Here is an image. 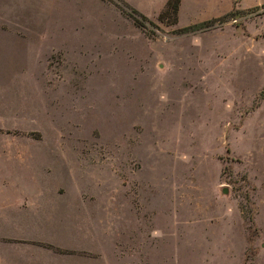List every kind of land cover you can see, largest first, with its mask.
Wrapping results in <instances>:
<instances>
[{
	"label": "rangeland",
	"instance_id": "rangeland-1",
	"mask_svg": "<svg viewBox=\"0 0 264 264\" xmlns=\"http://www.w3.org/2000/svg\"><path fill=\"white\" fill-rule=\"evenodd\" d=\"M7 2L1 34L32 43H0V178L49 197V263L264 264V0L199 33L166 6Z\"/></svg>",
	"mask_w": 264,
	"mask_h": 264
},
{
	"label": "crops",
	"instance_id": "crops-1",
	"mask_svg": "<svg viewBox=\"0 0 264 264\" xmlns=\"http://www.w3.org/2000/svg\"><path fill=\"white\" fill-rule=\"evenodd\" d=\"M6 1L10 3L8 10L17 14L20 12L21 18L28 20L31 19L29 14L34 10L63 12L74 9L81 0ZM125 1L139 12L153 18L165 8L169 0ZM3 2L4 0H0V43H5L3 49L6 56L13 59L19 41L26 43L27 54V44L32 43V40L28 37L20 39L15 33L1 34L2 10L5 9L1 7ZM222 3L223 0H181L177 25L180 26L184 21L187 23H184L183 27H187L216 18L220 15L218 12ZM6 120L0 115V123ZM6 154L7 152H3L0 146V163L10 161L8 156H4ZM37 183V180L19 182L0 178V264H50V254L44 252L41 244L50 242L49 229L51 225L56 228L57 222L51 221L56 219V216L49 211V197L44 191L32 190L38 187Z\"/></svg>",
	"mask_w": 264,
	"mask_h": 264
},
{
	"label": "trees",
	"instance_id": "trees-1",
	"mask_svg": "<svg viewBox=\"0 0 264 264\" xmlns=\"http://www.w3.org/2000/svg\"><path fill=\"white\" fill-rule=\"evenodd\" d=\"M121 1V0H119ZM125 3V2H124ZM127 4V3H126ZM126 6L131 10L133 15L138 16L142 18L143 20L147 21L149 24L154 25L153 22L148 20V18L144 15H142L139 11L136 9L130 7L128 4ZM181 6V0H169L167 2L165 11L160 15V20L162 21V18L168 14H172L174 16V22L173 24L177 25L178 24V15H179V10ZM131 17L134 19L135 24L138 25L139 27L145 28L136 18H134L132 15ZM222 23V18H215L209 21H205L202 23L194 24L192 26H189L187 28L181 29V33H199V32H205L210 29H213L217 24Z\"/></svg>",
	"mask_w": 264,
	"mask_h": 264
}]
</instances>
